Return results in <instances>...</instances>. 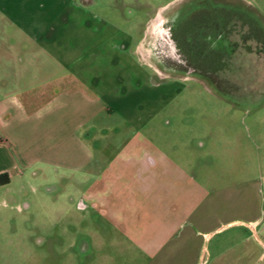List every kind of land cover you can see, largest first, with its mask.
<instances>
[{
	"label": "rangeland",
	"instance_id": "obj_1",
	"mask_svg": "<svg viewBox=\"0 0 264 264\" xmlns=\"http://www.w3.org/2000/svg\"><path fill=\"white\" fill-rule=\"evenodd\" d=\"M168 2L174 0H98L90 10H116L121 13L116 25L138 28ZM235 3L223 8L255 25L264 39V0H254L252 8ZM128 11L135 16L125 19ZM5 26L0 14V98L18 91V80H27L34 69L37 79L46 77V67L24 71L9 64L8 46L16 41L4 33ZM154 66L136 67L133 73L146 76L131 81L147 126L128 130L130 113L111 109L99 120L107 127L97 126L88 142L102 167L136 137L191 170L203 189L195 216L174 212L167 221L156 193L133 195L134 208L101 215L97 208L78 207L80 198L93 192L94 179L19 167L20 173L0 186V264H199L203 247L207 264H264V59L242 55L227 68L207 67L216 81L204 75L183 79L182 72ZM115 213L129 215L130 225H115ZM253 221H258L254 229ZM163 225L168 236L160 234ZM206 230L213 232L208 241L196 236ZM82 240L89 248L80 253ZM157 246L161 250L154 255Z\"/></svg>",
	"mask_w": 264,
	"mask_h": 264
},
{
	"label": "crops",
	"instance_id": "obj_2",
	"mask_svg": "<svg viewBox=\"0 0 264 264\" xmlns=\"http://www.w3.org/2000/svg\"><path fill=\"white\" fill-rule=\"evenodd\" d=\"M97 1L0 0V14L7 23L4 33L16 41L8 46L9 64L24 71L32 66L46 67V77L37 79L34 69L27 80H18V91L0 98V174L10 178L20 173L19 167H49L94 179L93 192L80 198L84 203L80 209L97 208L101 215H113L117 208H134L133 195L156 193L163 198L167 221L174 212L195 216L203 189L191 170L177 167L146 139L136 137L124 144L108 167H102L88 142L97 126L107 127L99 120L109 116L111 109L125 107L130 113L127 122L133 125H125L128 130L147 126L134 99L139 94L131 83L146 75L133 70L155 68L146 51L147 41L161 17L178 13L180 7L171 12L169 6L180 0L159 8L143 26L126 29L115 24L121 19L118 11L90 10ZM237 1L253 6L254 0ZM135 14L128 11L124 17L131 19ZM178 33L179 46L190 48L194 40L186 38L185 32ZM184 75L183 79L192 76L190 72ZM9 148L16 153L10 156ZM128 216L115 213V225H130ZM257 222H250V228ZM212 233L206 230L196 236L210 239ZM160 234L168 236L167 226H162ZM155 248L154 255L161 250ZM205 253L203 264H207ZM202 254L203 250L197 257L199 263Z\"/></svg>",
	"mask_w": 264,
	"mask_h": 264
},
{
	"label": "flooded vegetation",
	"instance_id": "obj_3",
	"mask_svg": "<svg viewBox=\"0 0 264 264\" xmlns=\"http://www.w3.org/2000/svg\"><path fill=\"white\" fill-rule=\"evenodd\" d=\"M225 2L200 0L184 3L175 15L161 18L146 44V51L156 67L161 71L204 75L211 78L210 81H216L214 73H210L207 67L222 65L227 68L242 55H254L261 62L264 59V39L259 29L223 8L239 1ZM178 32H185L186 38L194 40L190 48L179 46ZM231 37L233 42L229 41ZM82 206L84 203L80 200L78 207ZM87 246L88 242L82 240L78 251L85 252Z\"/></svg>",
	"mask_w": 264,
	"mask_h": 264
},
{
	"label": "trees",
	"instance_id": "obj_4",
	"mask_svg": "<svg viewBox=\"0 0 264 264\" xmlns=\"http://www.w3.org/2000/svg\"><path fill=\"white\" fill-rule=\"evenodd\" d=\"M9 182H10V178L7 174L5 173L0 174V186L7 185L9 184Z\"/></svg>",
	"mask_w": 264,
	"mask_h": 264
},
{
	"label": "water",
	"instance_id": "obj_5",
	"mask_svg": "<svg viewBox=\"0 0 264 264\" xmlns=\"http://www.w3.org/2000/svg\"><path fill=\"white\" fill-rule=\"evenodd\" d=\"M206 241H208V238H206L205 239ZM205 250H206V247H203V254H202V259H201V261H200V263L199 264H203V256H204V252H205Z\"/></svg>",
	"mask_w": 264,
	"mask_h": 264
}]
</instances>
